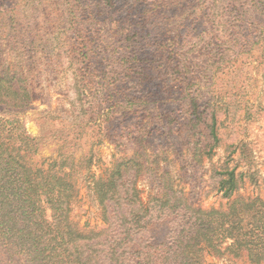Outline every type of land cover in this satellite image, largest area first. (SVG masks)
Instances as JSON below:
<instances>
[{"label":"trees","instance_id":"obj_1","mask_svg":"<svg viewBox=\"0 0 264 264\" xmlns=\"http://www.w3.org/2000/svg\"><path fill=\"white\" fill-rule=\"evenodd\" d=\"M188 2L0 0V264H204L206 248L264 264V204L241 200L227 211L205 210L194 206L167 172L144 204L137 177L141 172L159 177L156 167L134 157L118 161L106 179L96 180L93 189L104 225L83 232L71 218L73 182L51 165L28 162L26 153L37 152L39 139L12 116L34 101L35 72L41 63L49 72L67 57L76 80L75 123L91 125L102 105L96 90L106 79L99 72V58L101 52L109 53L117 68H132L142 76L135 84L139 95L130 94L125 101L134 114L140 108L147 113L137 132L136 124L114 123L118 106L126 110L124 102L114 104L105 122L109 131L114 126L113 141L117 144L119 131L131 140L139 137L137 150L146 152L143 141L162 132V114L153 115L148 103H139L149 94L142 88L159 81L167 99L178 103L174 122L184 140L194 144L189 167L195 169L220 145L223 124L217 108L208 110L212 98L205 103L200 85L218 72L235 78L243 54L264 61V0H200L197 19L205 26L204 38L188 34L189 40L177 47L176 36H167L172 17L163 15L171 6ZM109 20L113 35L105 26ZM197 53L204 54L203 63L195 58ZM174 93L179 96L174 98ZM241 176L234 168L218 172V189L230 196Z\"/></svg>","mask_w":264,"mask_h":264},{"label":"rangeland","instance_id":"obj_2","mask_svg":"<svg viewBox=\"0 0 264 264\" xmlns=\"http://www.w3.org/2000/svg\"><path fill=\"white\" fill-rule=\"evenodd\" d=\"M199 1L190 0L180 8L171 6L163 15L172 17L168 22L170 32L167 36H176L175 39L179 42L177 47L183 39L189 40V36L204 38L202 31L205 26L197 19ZM108 22L105 26L113 35L115 30L111 28L114 23L110 26L111 21ZM242 56L241 70L239 69L235 78L225 72H218L211 81L206 80L205 85H200V90L207 96L205 103L212 98L208 110L217 108L223 124L220 126V145L213 149L211 156L204 155L195 169L189 167L191 159L194 160V144L190 145L187 143L188 139L184 140V132L178 130L174 122L176 114L173 111L178 103L167 99L168 92L163 91V84L159 81H152L149 88L141 87L143 91H149V94L146 100L139 103L141 106L148 103L153 115L162 114L165 120L161 124L162 132L151 136L149 142L143 141L147 147L144 149L146 152L137 150L139 137L131 140L126 134L116 131L119 135L115 139L117 144L113 141L114 126L109 131V124L105 122L113 111L114 104L124 102L123 107L126 108L123 110L118 106L119 112L113 119L114 123H119V126L129 122L136 124L137 132H140L142 124L147 121V113H143L144 109L140 108L134 114V109L129 110L131 103L125 101L126 98L130 99V94L131 97L139 95L135 84L142 76L133 74L135 71L132 68H117V62L113 63L109 53L103 52L98 67L106 82L104 80V84L99 85L96 90L98 101L102 105L100 112L94 115L95 121L86 127H79L75 123L73 110L78 102L71 60L63 57L62 64L56 65L49 72H46V65L41 63L35 72L37 91L34 101L22 113L12 115L19 118L28 132L39 139L37 152L26 153V158L35 166L48 168L51 165L67 174L74 188L71 218L85 233L98 230L104 225L102 207L93 189L96 180L106 179L118 161L131 157L137 162L156 167V175L159 177L153 178L149 172H141L137 177L135 186L144 204L157 192L159 180H162L166 172L174 181L175 187L189 197L194 206L205 210L227 211L240 204L241 200L264 204V61L256 59L254 55L248 58L247 54ZM195 58L199 63L205 61L203 53H197ZM216 69L217 67H213L211 70L214 72ZM178 96V93L173 94L174 98ZM136 101L137 99H131V102ZM97 110L98 107L94 109ZM153 121L157 119L153 118ZM170 143L175 144L178 150L181 149V155L172 149L173 145L170 146ZM233 168L236 175L242 176L239 178L238 188L230 196H226L218 189L216 179L218 172ZM203 254L204 264H255L246 256L237 257L229 253L216 255L207 248Z\"/></svg>","mask_w":264,"mask_h":264}]
</instances>
